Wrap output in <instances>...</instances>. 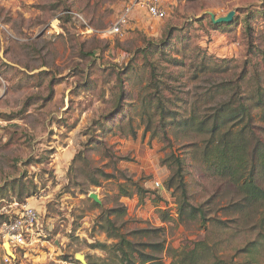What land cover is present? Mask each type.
<instances>
[{"label":"rangeland","instance_id":"1","mask_svg":"<svg viewBox=\"0 0 264 264\" xmlns=\"http://www.w3.org/2000/svg\"><path fill=\"white\" fill-rule=\"evenodd\" d=\"M132 2L0 0V220L10 205L28 203L39 212L42 231L26 251L7 245L15 258L0 236V264H83L77 254L87 264L91 256L99 261L107 254L91 244L115 242L101 227L104 212L119 205L127 208L124 232L163 228L167 248L208 239L233 264H264L262 241L253 261L235 253L258 238L222 209L239 201L235 188L193 158L191 148L181 147V131H170V146L158 122L149 127L142 118L150 80L160 90L156 104L161 97L165 108L178 110L168 103L175 94L194 101L191 96L202 93L198 106L204 112L212 82L235 81L249 46L264 50V0H165L166 18L152 19L135 7L120 34L102 33ZM230 11L232 22L214 23L211 13L218 18ZM202 53L229 59L221 63L228 71L215 81L194 79L189 70ZM254 62L259 66L249 74L258 70L264 85V56ZM229 95H216L214 102ZM173 150L184 158L188 202L203 208L204 222L179 219L178 193L166 186ZM91 194L101 206L93 205Z\"/></svg>","mask_w":264,"mask_h":264},{"label":"trees","instance_id":"2","mask_svg":"<svg viewBox=\"0 0 264 264\" xmlns=\"http://www.w3.org/2000/svg\"><path fill=\"white\" fill-rule=\"evenodd\" d=\"M156 52L161 54L162 51L159 49ZM200 56H202L200 64L196 63L194 69L189 70L192 71L194 79L210 76L209 79L215 81L216 76L228 71V66L223 67L221 63L229 62V59L215 60L203 53ZM259 56H264V50L255 52L253 47L249 46L247 60L235 81L225 78L221 82H212V88L204 94L207 96L205 100L209 99L205 103L210 106L202 113L199 110L201 106H198L202 100L200 98L202 93L191 96L194 101H190V97L185 99L175 94V101L168 103L170 105L175 103L178 110L165 108L161 97L156 104L160 90L157 86L153 87L152 80L148 84V90L153 88V91L147 90L142 99V118L147 119L149 127L154 122H158L160 131L170 146H172L170 131H181V138L186 139L181 147L191 148L194 153L193 158L200 157L206 169L235 188L240 197L239 201L222 209L226 207V215L228 211L229 214L231 213L234 224L247 225L249 233H257V239L246 243L243 247L235 248L237 249L235 253L243 254L250 260L254 251L258 250V243L262 241L260 244L264 245V85L261 84L262 78L258 70L249 74L251 68L254 70L259 66L254 62ZM173 62L180 63L176 58ZM206 62L214 67H209ZM179 66L183 65L180 63ZM154 76L155 68H152L151 78ZM173 77L178 79L176 75ZM246 80H249L247 85H245ZM229 91L231 94L229 99L214 102L216 95L228 94ZM124 92L125 90L120 100L123 99ZM175 92L180 93L176 90ZM128 100L129 98L125 99L124 107ZM188 105L191 109L184 111L185 106ZM131 111H134V108L129 110ZM254 111L257 113L253 114ZM254 117H258V120L254 121ZM130 120L131 117L128 116V121ZM166 162L173 170L166 186L169 189L174 187L175 192L178 193L180 221L201 218L204 222L206 213L203 208L188 202L184 158L173 150ZM93 205L101 206L96 202H93ZM126 214L125 205L104 212L101 230L115 242L107 244L96 241L91 244L92 248L102 250L107 256L100 258L99 261L91 256L88 264H167L163 256L165 253H168L172 259L169 264H233V257L228 260V254L224 252L220 254L216 249L217 244L210 243L208 239L195 242L193 246L174 249L166 247L163 228H141L124 232L123 218ZM6 218L7 215H4L0 224ZM218 223L226 226V221L218 220Z\"/></svg>","mask_w":264,"mask_h":264},{"label":"built area","instance_id":"3","mask_svg":"<svg viewBox=\"0 0 264 264\" xmlns=\"http://www.w3.org/2000/svg\"><path fill=\"white\" fill-rule=\"evenodd\" d=\"M135 7L144 9L150 18L156 20L164 19L168 15L165 0H133L117 21L102 33L106 35L120 34L127 27ZM77 18L82 19L79 14H75V19ZM10 206L11 211H7V218L0 225V236L10 243L13 251H26L25 249L28 247H35L42 235L39 228V212L28 203L19 204L15 202L14 205Z\"/></svg>","mask_w":264,"mask_h":264},{"label":"water","instance_id":"4","mask_svg":"<svg viewBox=\"0 0 264 264\" xmlns=\"http://www.w3.org/2000/svg\"><path fill=\"white\" fill-rule=\"evenodd\" d=\"M234 15H235V11H230L225 16H221V17L215 18L214 14L211 13V16H212V19H213L214 23H221V22L229 23V22H232V20L234 18ZM90 197L97 203L101 202L97 194H91ZM7 245L10 246V243L7 242V244H6V248H5L6 253L9 254L11 258H15V254L7 248ZM76 257L83 264H87L85 256H83L82 254H77Z\"/></svg>","mask_w":264,"mask_h":264},{"label":"bare ground","instance_id":"5","mask_svg":"<svg viewBox=\"0 0 264 264\" xmlns=\"http://www.w3.org/2000/svg\"><path fill=\"white\" fill-rule=\"evenodd\" d=\"M8 247H9V245H8ZM8 247H7V248H8ZM8 249H9V248H8ZM10 251H11V250H10Z\"/></svg>","mask_w":264,"mask_h":264}]
</instances>
